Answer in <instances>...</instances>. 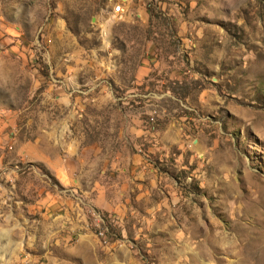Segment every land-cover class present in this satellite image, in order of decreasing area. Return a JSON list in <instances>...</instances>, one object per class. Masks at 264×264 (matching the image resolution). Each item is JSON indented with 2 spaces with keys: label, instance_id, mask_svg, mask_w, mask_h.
<instances>
[{
  "label": "rangeland",
  "instance_id": "obj_1",
  "mask_svg": "<svg viewBox=\"0 0 264 264\" xmlns=\"http://www.w3.org/2000/svg\"><path fill=\"white\" fill-rule=\"evenodd\" d=\"M120 1L0 0V264H112L142 246L156 264H256L264 0H129L116 15ZM66 142L88 174L76 187L35 159L63 167ZM135 156L168 178L159 231L135 192L114 196L125 214L97 202L100 172Z\"/></svg>",
  "mask_w": 264,
  "mask_h": 264
},
{
  "label": "crops",
  "instance_id": "obj_2",
  "mask_svg": "<svg viewBox=\"0 0 264 264\" xmlns=\"http://www.w3.org/2000/svg\"><path fill=\"white\" fill-rule=\"evenodd\" d=\"M26 146V147H25ZM36 143L32 144H24L23 150H22V155L24 160H42L46 161L50 164V169L52 171V174L55 178L64 181L66 185H69L70 187H76L80 182L84 184L85 180H88V174L83 173L81 171L80 177L76 176L72 169L71 163L67 160L69 158V154L71 151L69 150V145L66 142L65 143V150L60 149L59 150V158L66 159L64 166H59V164H62L60 160L58 161H51L47 160L50 155L48 153V156L46 154V151H39L38 155H35V159H33L32 154L30 153L32 149L37 148ZM56 154H58L56 152ZM55 155V154H54ZM143 161L142 157L135 156V161L134 163L137 164L136 167H123L121 168L120 166L114 167L111 171L105 172L101 171V175H103V182L105 186H102V190L104 191V194L100 195L98 197V203H103L105 205V210L107 213L110 214H115L116 212H121L124 214L128 211H126V207L124 203H119L121 206H118L116 209V203H114V196L118 194V197H121L120 200H124L127 195V201H131V195H136V200L140 202V204H147L150 206L151 211L149 210V214L146 215V222L150 223V228L159 231L160 230V224L159 222L163 221L164 219L167 220V216H162L164 213V208L172 206V203L169 202L168 198H163L162 195L165 194L163 189H161V186L163 183L168 181L167 177H162L160 176L159 169L149 166ZM97 186L99 185V182H96ZM116 190V192H115ZM89 194V192H86ZM111 193L112 196L109 194ZM117 193V194H116ZM105 195L107 196V199L105 198ZM103 198H105V201H103ZM177 200H180L176 196ZM177 205V204H176ZM163 211V212H162ZM162 212V213H161ZM127 215H121L119 220H116L115 216H111L113 222H117L116 224L120 226L121 232H122V227H124V221L126 220ZM144 217V216H143ZM144 219V220H145ZM142 222V221H141ZM138 228H142L141 226ZM150 229V232H151ZM142 230V229H140ZM153 231L150 236L155 233ZM150 237H148L147 233V227L146 229L142 232V234H138V239L141 240V244L146 243V241L150 240ZM158 239V238H157ZM159 241V240H157ZM155 242V241H154ZM120 242L117 241L113 244L115 247L117 244ZM158 246L156 244L155 246H152L151 249L147 250L148 253H158L161 251L159 248H155ZM144 247V246H142ZM142 247H140L138 250H134L133 254L136 255L137 257H131L129 258L128 261L122 262V261H116L113 262L112 264H156L150 262V261H145L142 260L141 258L138 257V254L142 253ZM148 247V246H147ZM127 249V248H126ZM121 250V249H119ZM125 250V249H122Z\"/></svg>",
  "mask_w": 264,
  "mask_h": 264
},
{
  "label": "built area",
  "instance_id": "obj_3",
  "mask_svg": "<svg viewBox=\"0 0 264 264\" xmlns=\"http://www.w3.org/2000/svg\"><path fill=\"white\" fill-rule=\"evenodd\" d=\"M129 0H121L120 3L114 8V13L116 15H123L125 14V11H126V2H128ZM100 236L101 237H104L105 236V233L104 232H101L100 233Z\"/></svg>",
  "mask_w": 264,
  "mask_h": 264
},
{
  "label": "bare ground",
  "instance_id": "obj_4",
  "mask_svg": "<svg viewBox=\"0 0 264 264\" xmlns=\"http://www.w3.org/2000/svg\"><path fill=\"white\" fill-rule=\"evenodd\" d=\"M260 250H264V247L263 246H259L255 249V252H254V259L258 262H260L261 264H264V255H262V253L260 254L259 252H261ZM257 254H259V259H257ZM257 262V263H258ZM256 263V264H257Z\"/></svg>",
  "mask_w": 264,
  "mask_h": 264
}]
</instances>
